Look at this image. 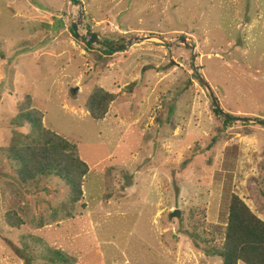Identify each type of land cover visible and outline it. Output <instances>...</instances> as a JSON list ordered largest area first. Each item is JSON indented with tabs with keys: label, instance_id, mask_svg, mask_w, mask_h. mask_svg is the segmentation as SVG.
<instances>
[{
	"label": "rangeland",
	"instance_id": "374dc122",
	"mask_svg": "<svg viewBox=\"0 0 264 264\" xmlns=\"http://www.w3.org/2000/svg\"><path fill=\"white\" fill-rule=\"evenodd\" d=\"M79 1L82 34L172 43L108 55L71 34L70 0H0V264H59L48 248L72 264H221L206 252L222 241L232 194L264 222V128L225 123L194 66L222 110L264 119V0ZM96 87L117 95L101 120L85 107ZM20 107L76 146L89 169L78 202L54 177H15L6 153L28 132L10 125Z\"/></svg>",
	"mask_w": 264,
	"mask_h": 264
},
{
	"label": "trees",
	"instance_id": "16d2710c",
	"mask_svg": "<svg viewBox=\"0 0 264 264\" xmlns=\"http://www.w3.org/2000/svg\"><path fill=\"white\" fill-rule=\"evenodd\" d=\"M69 31L73 35L71 26ZM105 41L111 48L122 46L121 43ZM100 49L108 55L111 54L103 47ZM132 86L133 84L130 87ZM116 97V94L104 91L100 87L94 88L85 103L89 116L94 120L103 119ZM213 112L219 115L214 108ZM223 120L230 123L225 118ZM24 124L28 126V132L12 137L7 146L6 158L14 165L15 177L22 184L43 177H54L62 181L68 189L70 202L72 204L78 202L83 194L81 185L89 169L79 158L76 146L46 129L37 110L20 107L10 125L23 127ZM197 213L191 212L188 216L191 238L199 237L198 232L203 227ZM5 222L11 228L18 225L15 215L11 212H7ZM47 251L49 257L59 264L74 262L58 249L48 248ZM206 255L220 258L221 264H264V222L235 194L229 198L222 241L214 250L206 252Z\"/></svg>",
	"mask_w": 264,
	"mask_h": 264
},
{
	"label": "water",
	"instance_id": "95a60500",
	"mask_svg": "<svg viewBox=\"0 0 264 264\" xmlns=\"http://www.w3.org/2000/svg\"><path fill=\"white\" fill-rule=\"evenodd\" d=\"M70 1H71L72 6L76 9L75 19L71 20V25H70L71 30H72L73 35L75 37L82 39L86 44H95L99 47L105 48L106 50H108L111 53H114V52H118V51H123L128 44L132 43V41H142L145 39L156 38V39H158V40H160L166 44L172 43V41H170V40H165V39L159 38L155 35L146 34L142 37H136L135 36V37L129 39L125 44H123L122 46H120L118 48H111L108 46L106 41L101 39L97 33L91 31L90 29H86L85 34H82V32H80L81 26L84 24V17H85L83 5L79 0H70ZM176 42L181 43L185 48H187L190 51V53L192 54L193 60H195L197 58V54L194 51L195 46L193 43L188 42L185 37L178 38L176 40ZM194 70L196 72L197 78H198L201 86L205 89L212 106L214 107V109L217 111V113L220 116H222L223 118L227 119L230 122H239V123H243V124H257V125L264 126V119L263 118L237 117V116L231 115V114L225 112L224 110H222L217 99L212 94V91H211L209 85L207 84V82L202 77V74L199 72V70H200L199 66L195 65ZM170 216L175 217V218H179V216H180L179 210H177V209L174 210L170 214Z\"/></svg>",
	"mask_w": 264,
	"mask_h": 264
},
{
	"label": "built area",
	"instance_id": "2783aa9c",
	"mask_svg": "<svg viewBox=\"0 0 264 264\" xmlns=\"http://www.w3.org/2000/svg\"><path fill=\"white\" fill-rule=\"evenodd\" d=\"M69 4H71V2H68Z\"/></svg>",
	"mask_w": 264,
	"mask_h": 264
},
{
	"label": "clouds",
	"instance_id": "9594fccd",
	"mask_svg": "<svg viewBox=\"0 0 264 264\" xmlns=\"http://www.w3.org/2000/svg\"><path fill=\"white\" fill-rule=\"evenodd\" d=\"M71 2V1H70Z\"/></svg>",
	"mask_w": 264,
	"mask_h": 264
}]
</instances>
